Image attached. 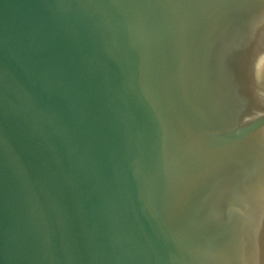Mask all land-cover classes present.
<instances>
[{
	"label": "water",
	"instance_id": "1",
	"mask_svg": "<svg viewBox=\"0 0 264 264\" xmlns=\"http://www.w3.org/2000/svg\"><path fill=\"white\" fill-rule=\"evenodd\" d=\"M0 264H264V0H0Z\"/></svg>",
	"mask_w": 264,
	"mask_h": 264
}]
</instances>
